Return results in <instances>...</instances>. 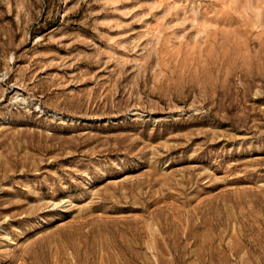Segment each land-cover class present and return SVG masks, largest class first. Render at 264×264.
I'll return each mask as SVG.
<instances>
[{
    "label": "rangeland",
    "instance_id": "374dc122",
    "mask_svg": "<svg viewBox=\"0 0 264 264\" xmlns=\"http://www.w3.org/2000/svg\"><path fill=\"white\" fill-rule=\"evenodd\" d=\"M0 264H264V0H0Z\"/></svg>",
    "mask_w": 264,
    "mask_h": 264
},
{
    "label": "bare ground",
    "instance_id": "6f19581e",
    "mask_svg": "<svg viewBox=\"0 0 264 264\" xmlns=\"http://www.w3.org/2000/svg\"><path fill=\"white\" fill-rule=\"evenodd\" d=\"M111 263V262H110Z\"/></svg>",
    "mask_w": 264,
    "mask_h": 264
}]
</instances>
